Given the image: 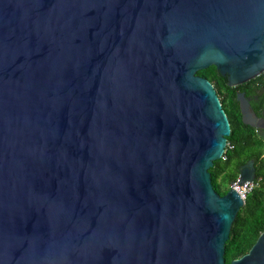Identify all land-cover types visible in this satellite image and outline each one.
Wrapping results in <instances>:
<instances>
[{"label": "water", "instance_id": "95a60500", "mask_svg": "<svg viewBox=\"0 0 264 264\" xmlns=\"http://www.w3.org/2000/svg\"><path fill=\"white\" fill-rule=\"evenodd\" d=\"M209 67L264 73V0H0V264H225L245 201L211 184Z\"/></svg>", "mask_w": 264, "mask_h": 264}, {"label": "trees", "instance_id": "16d2710c", "mask_svg": "<svg viewBox=\"0 0 264 264\" xmlns=\"http://www.w3.org/2000/svg\"><path fill=\"white\" fill-rule=\"evenodd\" d=\"M197 75L207 79L214 87L226 114L230 126L227 142L232 149H227L225 160H218L209 169L211 184L216 193L223 196L230 185L239 176V168L248 161L258 163L261 153L258 151L261 143L257 140L254 129L242 122L238 93H244L251 98L254 112L262 109L264 95L257 98L256 94L264 87V73L237 86L228 87L227 78L221 76L215 67H209L197 72ZM264 94V93H263ZM261 161V160H260ZM255 179H260L257 186L247 196L244 207L238 212L224 246L225 264L246 255L255 243L259 234L264 232V168L260 163Z\"/></svg>", "mask_w": 264, "mask_h": 264}, {"label": "crops", "instance_id": "0c3cea01", "mask_svg": "<svg viewBox=\"0 0 264 264\" xmlns=\"http://www.w3.org/2000/svg\"><path fill=\"white\" fill-rule=\"evenodd\" d=\"M252 113H254V116H248L246 122L252 124L250 127L254 129L255 136L261 143V147L258 150L261 153L258 163L255 164V162L253 161L256 178V171L259 168L261 162L263 163L264 168V105L262 109H259L257 112L252 111ZM255 181L258 183L260 182V179H255Z\"/></svg>", "mask_w": 264, "mask_h": 264}, {"label": "built area", "instance_id": "2783aa9c", "mask_svg": "<svg viewBox=\"0 0 264 264\" xmlns=\"http://www.w3.org/2000/svg\"><path fill=\"white\" fill-rule=\"evenodd\" d=\"M227 149H232V146L226 142V147H225V151L221 157L222 160H225V153L227 151ZM257 182L254 180L252 182H244L242 184H238L237 180L235 182H233L231 185H230V188H232L233 190H235L239 197L245 201L247 196L252 192V190L257 186Z\"/></svg>", "mask_w": 264, "mask_h": 264}]
</instances>
